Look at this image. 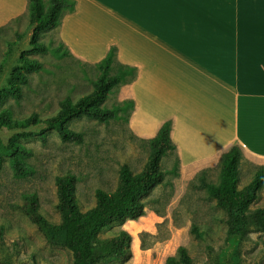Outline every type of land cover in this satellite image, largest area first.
Returning <instances> with one entry per match:
<instances>
[{
	"label": "rangeland",
	"instance_id": "obj_1",
	"mask_svg": "<svg viewBox=\"0 0 264 264\" xmlns=\"http://www.w3.org/2000/svg\"><path fill=\"white\" fill-rule=\"evenodd\" d=\"M13 40L15 43L10 45L9 41ZM31 41L28 18L0 26V90L8 86L15 69L27 77L20 85L19 96L9 95L0 102V109H9L14 118L31 113L41 117L55 114L60 100L68 96L74 101L89 92L91 80L99 74L94 65L64 53L52 28L40 31L37 37V41L45 42L46 51H32ZM21 55L37 58L43 68L26 70L20 64ZM122 85L111 90L103 103L105 106L122 103ZM132 108L127 105L106 123L85 116L69 119L67 126L83 134L81 143L64 141L45 125L25 129L30 132L28 136H22L19 130L0 131L3 140L13 138L31 151L24 161L32 168L27 174L17 176L11 157L4 156L0 169V262L72 264L70 251L49 245L18 205L24 194L35 193L41 212L56 220L54 179L57 175L65 172L76 175L75 194L80 206L87 208L95 202L96 188L112 190L116 186L122 164L133 171L139 170L149 146L148 138L134 135L129 128ZM179 164L175 152L163 156L161 168L165 171V180L143 198L144 214L137 219L113 222L101 231V236L119 230L131 236L129 258L102 264H165V259L176 255L180 245L188 249L192 264H264V232H250L248 238L238 241L228 238L223 211L215 207L214 200L203 188L195 186L200 175L208 181H216L218 168L203 169L193 177L182 178ZM260 164L264 163L243 155L239 168L241 182L249 181L254 168ZM263 203L264 189L254 205ZM192 225L197 226L198 236L190 231Z\"/></svg>",
	"mask_w": 264,
	"mask_h": 264
},
{
	"label": "crops",
	"instance_id": "obj_2",
	"mask_svg": "<svg viewBox=\"0 0 264 264\" xmlns=\"http://www.w3.org/2000/svg\"><path fill=\"white\" fill-rule=\"evenodd\" d=\"M26 18L27 0H0V26ZM51 28L81 62L114 46L135 68L120 90L129 128L150 138L170 119L182 178L234 144L264 163V0H74Z\"/></svg>",
	"mask_w": 264,
	"mask_h": 264
},
{
	"label": "trees",
	"instance_id": "obj_3",
	"mask_svg": "<svg viewBox=\"0 0 264 264\" xmlns=\"http://www.w3.org/2000/svg\"><path fill=\"white\" fill-rule=\"evenodd\" d=\"M73 6L74 0H27L32 51L47 50L45 42L37 41L39 32L55 26L63 8L72 10ZM20 37L21 34L18 35ZM14 43V40L9 41L10 45ZM59 46L68 54L61 43ZM19 60L26 70L39 71L43 68L37 58L21 55ZM114 60L115 47L111 46L104 58L94 64L99 74L91 80V90L74 101L68 96L63 98L59 101L58 110L51 116L41 117L31 113L23 118H14L9 109H0V131L19 130L22 136H28L30 132L25 129L45 125L55 130L62 140L81 143L83 134L67 126L69 119L85 116L106 123L116 118L118 112L125 110L127 105L133 107L130 100L112 107L103 104L114 87L136 75L134 67L114 64ZM26 80V75L15 69L8 80V86L0 90V102L9 95L19 96L20 85ZM170 130L171 121L166 119L156 134L148 138L149 151L140 169L133 171L127 164H122L117 172L116 186L112 190L96 188L92 206H80L75 194L77 177L72 172H65L54 179V207L58 212L56 220L41 212L35 193L24 194L19 209L36 225L49 245L62 246L70 251L72 264H102L129 258L131 236L127 231L119 230L108 236H101L100 233L113 222L137 219L144 214L143 198L156 184L165 180V171L161 168L162 157L171 151L175 152ZM30 154L31 151L15 139L5 141L0 138V169L4 156H10L15 175H25L32 170L24 161V157ZM242 158L241 148L237 144L232 145L220 155L217 180L208 181L200 175V181L195 185L203 188L209 198L214 200L215 207L223 211L227 237L236 241L248 238L250 232H264V203L254 205L264 189V164L257 165L251 179L242 183L239 169ZM190 231L199 235L196 225H192ZM192 263L188 249L182 245L176 249V255L165 259V264ZM0 264L16 263L1 261Z\"/></svg>",
	"mask_w": 264,
	"mask_h": 264
}]
</instances>
